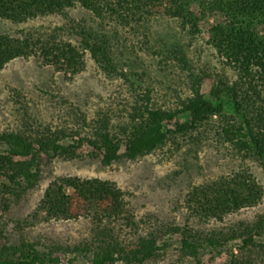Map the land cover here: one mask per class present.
Returning <instances> with one entry per match:
<instances>
[{
	"label": "trees",
	"instance_id": "trees-1",
	"mask_svg": "<svg viewBox=\"0 0 264 264\" xmlns=\"http://www.w3.org/2000/svg\"><path fill=\"white\" fill-rule=\"evenodd\" d=\"M188 3L189 0H0V18L15 23L60 14L77 5L95 17L92 22L72 24L75 41L66 37L61 28L49 34L0 37V71L12 60L28 56L65 74H76L84 69L85 54L89 52L103 71L116 72V45L121 35L118 27L125 29L126 35H137L145 29V22L157 15L174 17ZM212 8L224 15V21L209 30L211 43L235 69L236 78L220 77L210 100L200 92L198 75L191 84V95L179 98L172 108L156 106L153 89L142 85L136 88L133 81V102L118 114L105 110L97 113L95 125L83 135L75 129L69 134L54 130L24 109L22 124L0 134V195L19 203L37 185L42 162L58 156L72 157L73 148L87 144L105 165L122 159L136 160L165 144L169 133L188 134L198 143L204 131L213 130L210 124L217 116L221 120L215 128V139L233 144L243 158L264 164V0H214ZM153 53L162 56L160 51ZM173 53L174 59L188 62L187 53ZM118 75L129 80L122 67ZM227 104L233 106L239 122L229 121ZM181 115L186 120L180 119ZM174 119V131H169L166 124ZM69 137L79 138L74 144L62 142ZM245 172L222 177L213 185L195 187L190 199L194 205L180 224L136 220V208L125 203L122 191L97 178L53 183L43 204L48 221L91 219L89 237L76 245L59 247L65 253L90 258L91 264L168 262L167 243L161 242L162 235L168 233L179 235L181 246L180 255L167 264H207L202 258L206 248L226 250L225 264H264V242L260 241L264 237V215L253 220H229L263 202V187ZM69 188L72 193L67 192ZM3 234L2 229L0 264L50 262V255L38 251L34 243L1 245Z\"/></svg>",
	"mask_w": 264,
	"mask_h": 264
},
{
	"label": "rangeland",
	"instance_id": "rangeland-1",
	"mask_svg": "<svg viewBox=\"0 0 264 264\" xmlns=\"http://www.w3.org/2000/svg\"><path fill=\"white\" fill-rule=\"evenodd\" d=\"M213 1L189 0L176 16L157 15L142 24L145 29L137 35L134 32L126 35L125 29L118 27L121 35L116 45V72L103 71L89 52L85 54L84 69L76 74L44 66L36 57L12 60L0 71V134L22 124L24 109L54 130L69 134L75 129L82 135L89 133L97 113L105 110L118 114L133 102V81L136 88L142 85L153 89L156 106L172 108L179 98L191 95V84L199 75L200 92L211 100L220 77L232 79L237 75L211 43L209 30L224 21V15L212 8ZM94 18L80 5L60 14L40 15L24 22L0 18V37L49 34L61 28L66 37L75 41L72 24L92 22ZM150 31L154 34H149ZM258 33L261 34L260 28ZM173 50L187 53L188 62L174 59ZM153 51H160L162 56ZM121 67L129 80L118 75ZM225 113L230 122L240 121L231 104L225 106ZM180 119L186 120V116L181 115ZM220 120L219 116L212 119L213 130L204 131L205 136L198 143L188 134L169 133L165 144L136 160L122 159L105 165L87 144L73 148L72 157L45 159L37 185L19 203H11L0 195V231H4L1 245L19 246L27 241L34 243L41 253L50 255L47 264H91L90 258L84 255L60 250L62 245H76L89 237L91 219L48 221L43 199L53 183L64 184V179L109 181L122 191L126 204L135 206L136 220L142 218L154 223H184V216L194 205L190 201L194 188L213 185L234 173L246 171L264 190V164L243 158L233 144L215 139V128ZM175 121L168 122L166 129L174 131ZM78 138L69 137L62 142L74 144ZM67 192L72 193V189ZM260 215H264V199L261 205L231 216L229 220H253ZM260 241L264 242V237ZM161 242L167 243L168 259L175 260L180 255L179 235H162ZM227 257L226 250L218 252L206 248L202 253L207 264H225Z\"/></svg>",
	"mask_w": 264,
	"mask_h": 264
}]
</instances>
